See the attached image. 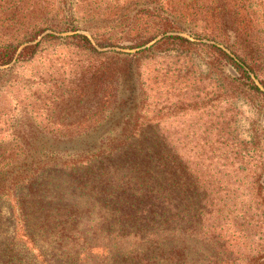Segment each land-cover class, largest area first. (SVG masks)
<instances>
[{
    "label": "rangeland",
    "instance_id": "1",
    "mask_svg": "<svg viewBox=\"0 0 264 264\" xmlns=\"http://www.w3.org/2000/svg\"><path fill=\"white\" fill-rule=\"evenodd\" d=\"M163 17L181 27L169 34L200 44L172 39L136 54L131 47L138 41L156 35L149 46L162 38ZM42 27L48 29L29 41ZM74 29L94 42L114 43L98 48L122 59L116 101L101 106V60L73 49L67 38L45 40L36 56L0 69V229L11 235L14 214L24 216L18 201L34 184L52 183L55 176L67 180L73 167L97 165L129 135H164L170 149L201 168L205 163L207 173L240 168L247 181L255 169L264 182V0H0V46L20 43L21 49L47 33L66 36ZM205 43L230 53L242 43L263 92L251 91L249 79L238 80L232 64L215 65ZM247 140L256 147L251 161L245 158ZM236 151L244 154L239 160ZM238 187L243 192L245 185ZM86 208L81 222L98 218L93 206ZM63 226L20 227L16 242L47 264L40 246L51 255L65 243V233L85 235L88 228Z\"/></svg>",
    "mask_w": 264,
    "mask_h": 264
},
{
    "label": "trees",
    "instance_id": "2",
    "mask_svg": "<svg viewBox=\"0 0 264 264\" xmlns=\"http://www.w3.org/2000/svg\"><path fill=\"white\" fill-rule=\"evenodd\" d=\"M163 18L162 38L149 46L156 35L138 41L131 47L138 48L136 54L172 39L181 45L200 44L197 39L169 34L181 27L170 17ZM46 29L37 30L29 41ZM63 38L73 49L101 60L97 69L100 104L111 106L117 98L123 65L120 57L98 48L114 46L110 39L96 37L94 42L74 29L66 36L47 33L21 49L20 43L5 44L0 46V69L36 56L45 40ZM205 45L211 49L215 65L232 64L240 73L238 80L249 79L251 91L263 92L252 77L259 76L256 64L242 43H236L238 49L233 48L232 53L216 43ZM245 143V158L251 161L256 147L251 146L253 141ZM118 146L100 156L95 166L73 167L65 173L67 180L55 176L52 183L34 184L18 201L24 216L14 214L11 235L0 229V264H38L39 257L30 248L19 249L18 228L27 231L51 223L88 228L82 229L85 235L62 233L65 243L53 248L51 255L48 248L40 246L47 264L50 260L55 264H264V182L257 170L247 172V181L240 168L207 173L205 163L201 168L200 162L183 159L170 149L164 135H129ZM234 155L239 160L244 154L236 151ZM219 157L212 155L211 160ZM237 185H245L243 192H237ZM56 203L60 205L54 207ZM92 206L98 218L81 222L78 216ZM15 209L12 205V211ZM52 211L55 214L49 213ZM28 214L34 215V220H29ZM27 236L35 240V235ZM80 252L86 258L80 260Z\"/></svg>",
    "mask_w": 264,
    "mask_h": 264
},
{
    "label": "water",
    "instance_id": "3",
    "mask_svg": "<svg viewBox=\"0 0 264 264\" xmlns=\"http://www.w3.org/2000/svg\"><path fill=\"white\" fill-rule=\"evenodd\" d=\"M230 72H231L233 75H235V76L238 75V71H237L233 66H231V65H230Z\"/></svg>",
    "mask_w": 264,
    "mask_h": 264
}]
</instances>
